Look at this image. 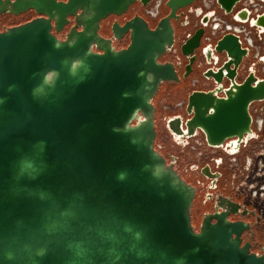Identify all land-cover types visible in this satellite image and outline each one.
<instances>
[{
  "label": "water",
  "instance_id": "water-1",
  "mask_svg": "<svg viewBox=\"0 0 264 264\" xmlns=\"http://www.w3.org/2000/svg\"><path fill=\"white\" fill-rule=\"evenodd\" d=\"M136 1L0 0V16L40 15L0 31V264H264V248L258 256L243 241L249 224L229 219L246 211L227 197L216 195L194 230L196 190L155 148L153 99L179 81L163 61L171 20L194 0H168L154 27L140 16L114 22L115 39L129 35L116 51L99 23ZM236 1L218 4L228 13ZM201 35L180 47L183 76ZM217 50L234 67L244 54L231 35ZM252 82L223 99L190 95L188 133L200 128L210 144L242 136L248 103L264 97V82ZM169 127L177 134L179 122Z\"/></svg>",
  "mask_w": 264,
  "mask_h": 264
},
{
  "label": "built area",
  "instance_id": "built-area-1",
  "mask_svg": "<svg viewBox=\"0 0 264 264\" xmlns=\"http://www.w3.org/2000/svg\"><path fill=\"white\" fill-rule=\"evenodd\" d=\"M167 1L150 0L146 6L139 4L136 9L139 8L147 20L156 22L166 9ZM193 5L200 13L191 16L183 28L178 52L198 29H202V35L193 53L190 74L184 79L179 78L177 83H162L153 99L156 139L162 141L156 150L172 149L167 155L169 163L196 190L190 209L194 230L198 231L202 222V218L197 221V209L207 206L212 211L214 197L222 195L240 204L241 211H246V214L234 217L249 224V232L243 234L245 242L250 243L252 251L258 248L259 251L253 252L259 256L264 248V97L247 105L248 131L220 144L208 143L200 128L189 134L186 124L192 118V113L187 112V104L193 93L223 99L232 86L242 85L249 77L254 79L253 86L264 82V0H237L228 13L220 7L218 0H194L181 10H188ZM227 35L235 37L244 52L236 67L225 51L217 50L218 42ZM175 47L176 38L173 48L165 56L174 52ZM180 55L184 66L188 59ZM168 62L175 65L179 77L180 62ZM231 71L234 73L232 78L228 76ZM218 74L220 80L216 79ZM173 85L175 89L170 90ZM176 120L185 134L181 137L169 127ZM229 219L236 221L231 215Z\"/></svg>",
  "mask_w": 264,
  "mask_h": 264
},
{
  "label": "flooded vegetation",
  "instance_id": "flooded-vegetation-1",
  "mask_svg": "<svg viewBox=\"0 0 264 264\" xmlns=\"http://www.w3.org/2000/svg\"><path fill=\"white\" fill-rule=\"evenodd\" d=\"M57 1H64L65 0H57ZM139 0H137L134 4L130 5L129 8L127 9V11L121 15V16H109L107 17L106 19L102 20L100 23H99V30H98V35L105 39V40H110V45L116 50H121V49H124L128 43H129V35L128 34H124L119 40L115 39L114 38V35L112 33V25L114 24V22H117L119 25H123L126 21L132 19L134 16H139L136 11V7L137 5H139ZM141 5V4H140ZM134 8L131 10V8ZM167 9V14H169L170 10L166 7ZM130 11V13H129ZM200 13V10L197 8L196 5H193L191 6L188 10L186 9H178L175 13L176 15V19H172L171 20V23L174 27V37L176 38V29L177 27H180V28H184L185 26L188 25L189 21H190V17L193 16V15H196V14H199ZM30 14L31 15V18H24L26 15ZM166 15L164 16H161L158 20H160L161 18L165 17ZM40 17V15H37L34 11L32 10H29V11H26L22 14H19L17 16H13V15H2L0 16V31H2L3 28H8V27H12V26H16V25H20V24H23L27 21H30V20H33V19H36ZM27 19V20H26ZM123 20V22H122ZM108 21V29H107V33H108V36H104L105 34L103 33L104 31V23ZM147 21V20H146ZM111 22V23H110ZM148 22V21H147ZM148 25L150 26L149 22H148ZM180 52V51H179ZM178 52V53H179ZM172 54L174 55V58L172 60H169V61H174L175 63H178L180 62V66H179V70L178 72L180 71V75H179V78L181 79H184L186 78L190 72H191V69H192V64L190 66V70L186 73V76H183L185 74V67L188 65V61L187 63L183 66L182 65V60L179 56H176V54H174L172 52ZM181 53H179L178 55H180ZM181 56V55H180ZM178 61V62H177ZM213 210V208H212ZM212 212V211H211ZM234 215H237V214H231V216L233 218L236 219V221H239V217H234ZM248 236V235H247ZM243 238H244V235H243ZM263 251H261V254H262Z\"/></svg>",
  "mask_w": 264,
  "mask_h": 264
},
{
  "label": "rangeland",
  "instance_id": "rangeland-1",
  "mask_svg": "<svg viewBox=\"0 0 264 264\" xmlns=\"http://www.w3.org/2000/svg\"><path fill=\"white\" fill-rule=\"evenodd\" d=\"M129 13H130V11H129ZM136 13L140 16V17H142L144 20H147L145 17H144V15H143V13H142V11L141 10H139V8L137 9V11H136ZM167 14V10L165 9L164 10V12H163V14L161 15V16H164V15H166ZM31 18V15L30 14H28V15H26L24 18ZM27 20V19H26ZM148 22H149V24H150V27H154L155 25H156V22L155 21H149V20H147ZM122 22H123V20H122ZM111 23V22H110ZM108 26H109V24H108V21L107 22H105L104 23V31H103V33L105 34L104 36H108V33H107V29H108ZM70 27H71V24H70V26H68L65 30H64V32L62 33V34H58V35H56L57 36V38L58 39H60V40H63V36L68 32V30L70 29ZM183 32H184V29H182V28H180V27H177V29H176V49L174 50V54H176V56H178V44H179V42L182 40V38H183ZM174 58V55L171 53V54H169V55H167V56H165L164 58H163V61H169V60H172ZM175 89V86L173 85L171 88H170V90H174ZM154 104V103H153ZM154 121H156V116L154 117ZM157 131V130H156ZM156 142H158V144H155V148L157 149V148H159V144H162L161 142L162 141H160L159 139H156V141H155V143ZM160 142V143H159ZM169 147H166L165 148V151L163 150H159V152L164 156V157H166V160L168 161V158H167V155H170V152H172V149H170ZM167 150H169V151H167ZM168 163H169V161H168ZM211 212V207H207V206H203L202 208L200 207V208H198L197 209V211H196V217H197V221H199V220H201V218H202V216L204 215V214H207V213H210ZM243 241L245 242L246 241V238L244 237L243 238ZM253 251H259V249L258 248H256V249H253Z\"/></svg>",
  "mask_w": 264,
  "mask_h": 264
},
{
  "label": "bare ground",
  "instance_id": "bare-ground-1",
  "mask_svg": "<svg viewBox=\"0 0 264 264\" xmlns=\"http://www.w3.org/2000/svg\"><path fill=\"white\" fill-rule=\"evenodd\" d=\"M232 88H234V86H232ZM177 127H178V126H177ZM176 131H177V132H176L177 135L180 136V137H181L182 135H185V134H183V132H181V130H180L179 128H178Z\"/></svg>",
  "mask_w": 264,
  "mask_h": 264
}]
</instances>
